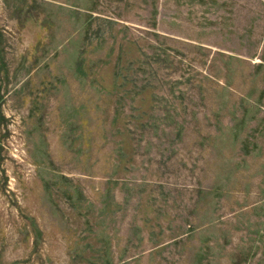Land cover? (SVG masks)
Here are the masks:
<instances>
[{
  "label": "rangeland",
  "instance_id": "rangeland-1",
  "mask_svg": "<svg viewBox=\"0 0 264 264\" xmlns=\"http://www.w3.org/2000/svg\"><path fill=\"white\" fill-rule=\"evenodd\" d=\"M0 264H264V0H0Z\"/></svg>",
  "mask_w": 264,
  "mask_h": 264
}]
</instances>
